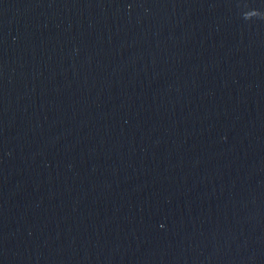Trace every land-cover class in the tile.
Listing matches in <instances>:
<instances>
[{
  "label": "water",
  "instance_id": "1",
  "mask_svg": "<svg viewBox=\"0 0 264 264\" xmlns=\"http://www.w3.org/2000/svg\"><path fill=\"white\" fill-rule=\"evenodd\" d=\"M264 262V0H0V264Z\"/></svg>",
  "mask_w": 264,
  "mask_h": 264
}]
</instances>
